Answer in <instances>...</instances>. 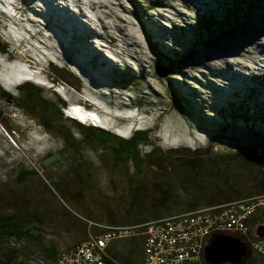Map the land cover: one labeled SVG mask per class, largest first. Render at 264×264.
Instances as JSON below:
<instances>
[{"label":"rangeland","instance_id":"374dc122","mask_svg":"<svg viewBox=\"0 0 264 264\" xmlns=\"http://www.w3.org/2000/svg\"><path fill=\"white\" fill-rule=\"evenodd\" d=\"M244 1L0 0V41L10 53L0 54L1 89L15 90L18 101L27 63L40 70L32 78L39 84L30 83L46 100L56 94L84 107L115 134L148 131L152 143L139 147L142 155L155 148L174 165L143 168L142 206H135L100 146L67 148L37 116L0 95V216L36 236L0 238V255L54 264L45 248L60 254L80 244L89 222L184 213L192 195L180 175L191 172L195 185L220 157L199 140L264 142V7L231 21ZM54 68L72 78L55 83ZM130 167L116 172L119 181L136 174ZM112 253L138 264L141 241L117 243Z\"/></svg>","mask_w":264,"mask_h":264},{"label":"trees","instance_id":"16d2710c","mask_svg":"<svg viewBox=\"0 0 264 264\" xmlns=\"http://www.w3.org/2000/svg\"><path fill=\"white\" fill-rule=\"evenodd\" d=\"M253 7H264V0H245L240 9L235 8V15L231 21L242 19L243 13H250ZM235 17V18H234ZM0 54L10 56L9 46L0 41ZM54 77L51 79L55 83L69 81L72 75L65 70L54 68ZM20 99L18 103L31 115L37 116L40 125L50 134L62 139L69 149H75L82 143L91 147L100 146L103 156L111 161L112 174L117 178L120 186L130 194L133 205L142 206L144 182L140 180L143 168L148 166L174 168L167 152H153L143 156L139 147L142 144H151L152 139L148 131H135L128 139L113 132L99 127L87 126L74 119H64L63 109L67 107V102L55 94V100L49 101L44 98V90L30 82L22 83L17 88ZM0 95L7 99L12 93L1 89ZM72 98V97H71ZM73 131H78L82 135L81 141L75 139ZM131 165V170L136 174L132 177H125L119 181L117 171ZM175 170V169H174ZM180 179L190 190L183 187L190 193L191 202L187 204L185 212L207 207H213L237 201L246 197L264 194V176L260 168L258 159L250 150H240L235 155L223 156L220 160H213L206 176L194 185V178L191 172L180 175ZM158 216L140 217L139 214H126L116 224L131 225L144 223L157 219ZM264 224V219L258 220L256 225ZM0 238L23 241L24 239H36L25 223L4 219L0 216ZM47 258L56 263L59 252L53 246L45 248ZM116 257L115 254H113ZM125 264H132L130 256H122L119 259ZM0 264H24L15 252H8L0 255ZM246 264H264V258L255 253H251Z\"/></svg>","mask_w":264,"mask_h":264},{"label":"built area","instance_id":"2783aa9c","mask_svg":"<svg viewBox=\"0 0 264 264\" xmlns=\"http://www.w3.org/2000/svg\"><path fill=\"white\" fill-rule=\"evenodd\" d=\"M240 145L230 139L212 142L220 156L235 155ZM253 154L264 176V145L254 144ZM264 219V194L197 210H191L131 225L89 222L85 241L59 254L55 264H125L114 257L113 245L141 241L139 264H207L206 246L214 234L240 238L252 253L264 258V238L256 235L258 220Z\"/></svg>","mask_w":264,"mask_h":264},{"label":"water","instance_id":"95a60500","mask_svg":"<svg viewBox=\"0 0 264 264\" xmlns=\"http://www.w3.org/2000/svg\"><path fill=\"white\" fill-rule=\"evenodd\" d=\"M8 102L14 100V103L19 106L17 100L12 95L6 99ZM264 142H256L254 144ZM244 144H247L244 142ZM254 144L249 146L251 149ZM249 145V144H247ZM258 238H264V224L259 225L256 229ZM252 251L246 243L240 238L227 234H214L209 244L205 248L204 258L207 264H246L249 260Z\"/></svg>","mask_w":264,"mask_h":264},{"label":"clouds","instance_id":"9594fccd","mask_svg":"<svg viewBox=\"0 0 264 264\" xmlns=\"http://www.w3.org/2000/svg\"><path fill=\"white\" fill-rule=\"evenodd\" d=\"M24 64H27V63H24ZM29 65V64H28ZM30 66V65H29ZM31 67H33V66H31ZM34 68V70H38V71H40L38 68H36V67H33ZM27 81H29V80H27ZM29 82H33V81H29ZM38 82V81H37ZM37 82H33V83H37ZM22 83H17V87L19 86V85H21ZM39 84V83H38ZM7 85H9L11 88H13V90H14V87H15V83H7ZM9 92V91H8ZM11 93V92H10ZM14 93H15V90H14ZM14 93H12V94H14ZM16 94V93H15ZM64 99V98H63ZM65 100V99H64ZM66 101V100H65ZM67 102V101H66ZM76 107H80V108H82V109H84L85 111H86V109L84 108V107H81V106H73L72 107V105H67V109H63V113L66 115L67 113H70V116H69V118H71V119H74V120H76V121H79V122H81L80 120H78V119H76V118H73V111H78V109L76 108ZM87 112V111H86ZM87 114H88V112H87ZM93 115H95V114H90V116H89V114H88V116H87V119H86V121L83 123V122H81V124H84V125H87V126H93V123H94V120L92 119V116ZM97 116V115H96ZM99 119V118H98ZM87 120H91V123H90V125L89 124H87ZM93 120V121H92ZM100 120V119H99ZM101 125V124H100ZM93 127H99V128H101V126H93ZM117 135H119V136H121V137H124V138H126V139H128L129 137H125V136H122V135H120V134H117ZM199 143H201L202 145H203V147L204 148H207L208 146H210L211 145V143L212 142H210V144L209 145H207V144H205L204 142H202L201 140H199ZM193 148V147H192ZM201 147L200 146H198V147H194L193 149L194 150H197V149H200Z\"/></svg>","mask_w":264,"mask_h":264},{"label":"bare ground","instance_id":"6f19581e","mask_svg":"<svg viewBox=\"0 0 264 264\" xmlns=\"http://www.w3.org/2000/svg\"><path fill=\"white\" fill-rule=\"evenodd\" d=\"M73 106H78V105H72V107H73ZM65 109H67V108H65ZM88 111H89V110H88ZM73 113L76 114V115H81V114H78L77 111H73ZM66 115L69 117V116H70V113H67ZM97 117H98V116H97ZM219 137H220V136H219ZM234 138H235V137H234Z\"/></svg>","mask_w":264,"mask_h":264},{"label":"flooded vegetation","instance_id":"af4514ba","mask_svg":"<svg viewBox=\"0 0 264 264\" xmlns=\"http://www.w3.org/2000/svg\"><path fill=\"white\" fill-rule=\"evenodd\" d=\"M221 157H222V156H220V157H216V158H214V160H215V159H218V160H220V158H221Z\"/></svg>","mask_w":264,"mask_h":264},{"label":"crops","instance_id":"0c3cea01","mask_svg":"<svg viewBox=\"0 0 264 264\" xmlns=\"http://www.w3.org/2000/svg\"><path fill=\"white\" fill-rule=\"evenodd\" d=\"M139 264V263H138Z\"/></svg>","mask_w":264,"mask_h":264}]
</instances>
